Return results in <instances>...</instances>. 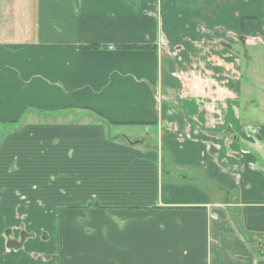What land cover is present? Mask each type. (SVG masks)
<instances>
[{"label":"crops","instance_id":"0c3cea01","mask_svg":"<svg viewBox=\"0 0 264 264\" xmlns=\"http://www.w3.org/2000/svg\"><path fill=\"white\" fill-rule=\"evenodd\" d=\"M255 2L0 0V264H264Z\"/></svg>","mask_w":264,"mask_h":264},{"label":"rangeland","instance_id":"374dc122","mask_svg":"<svg viewBox=\"0 0 264 264\" xmlns=\"http://www.w3.org/2000/svg\"><path fill=\"white\" fill-rule=\"evenodd\" d=\"M259 5H263L264 6V0H256L255 6L258 7ZM236 12L238 13V11H236ZM247 22H250V21H247ZM242 48H243L242 45H240V47H238L237 49L240 50ZM246 53H247V55H245V56L242 53L238 54L239 61L241 62L242 66L244 65L243 61H245V58H246V62L250 66V69H247L246 71L241 70L242 74H245V76L247 78H249V79L252 78L253 80H255L257 78H260L263 81V83H264V47L261 48V49L258 48L257 45L255 47H250V48L248 47L246 49ZM241 58L243 59V61L241 60ZM243 89H244V87L242 88V90ZM247 89H248V87H247ZM258 89H259V91H258ZM250 93H251V96H253V97H257L258 98V96H261L262 98H264V85L262 87H254L253 86V88L251 89ZM259 107H261V108L263 107L264 108V102L263 101L260 102ZM260 110L261 109H259V111ZM68 111H70V110H66V111H63V112H60V113L56 112V113L53 114L54 116H52V117L51 116H44L42 119L44 121L53 122V124H58V125L59 124L60 125L77 124V123H79V122L84 120L83 118H81L83 116V112H79L80 110H74V114H75L76 117H74V116L65 117V116H68V114H69ZM254 118H256V117H254ZM79 119H81V120H79ZM25 120H26V116H25V119L23 120V122L20 120V123L21 122L24 123ZM84 121L85 122H93V121H95V119H93V121L92 120H84ZM93 123H96V122H93ZM14 128L15 127L10 126V125L6 126L5 124L4 125L0 124V138H1V134H2L4 129H6V131L8 132V131H10L11 129H14ZM103 128H104V126H103ZM18 129H20V127L17 128V129H14V130L17 131ZM121 133L126 134V135L131 134L129 130H127V131L123 130ZM162 169L164 170L163 167H162ZM244 235L248 239L255 238L254 234H252L250 232H246L245 230H244ZM255 249H256V246H255Z\"/></svg>","mask_w":264,"mask_h":264},{"label":"trees","instance_id":"16d2710c","mask_svg":"<svg viewBox=\"0 0 264 264\" xmlns=\"http://www.w3.org/2000/svg\"><path fill=\"white\" fill-rule=\"evenodd\" d=\"M81 112H86V113H90V115H92L93 116V118H97V120H99L100 122H102V124L103 125H106L107 127H109L111 124H110V122H108L101 114H99V113H96V112H92V111H90V110H87L86 108L83 110V109H79ZM20 123V122H19ZM14 125H16V124H14ZM13 125V126H14ZM20 127V125L18 124V125H16L15 126V128L14 129H17V128H19ZM161 165H160V175H161V178H162V183H186L187 182V180L190 178V176L189 175H187V174H184L183 172H180V173H183V174H180L179 172H174L173 170H172V168H176V167H172L170 164H169V162H168V160H167V157H165L164 156V158H163V156H162V159H161V163H160ZM162 167L164 168V170L162 169ZM172 172V173H171ZM173 173H175V174H177V173H179L178 174V176H176V175H173ZM166 174L167 175H170L173 179H171L170 177H168V178H165V176H166ZM173 176H176V178L175 177H173ZM189 176V177H188ZM175 178V179H174ZM202 180H203V178H202ZM189 181V180H188ZM203 183H205L206 184V186H207V180L205 181V180H203L202 181ZM188 183V182H187ZM196 185H198L197 183H196ZM214 188V186H212V187H210L209 189H206V188H203L204 189V191H206V192H210V190L211 189H213ZM231 217H232V220L235 222V226H236V228H237V230L240 232V234H242V232H244V229H241V223H240V221L239 220H236V218L237 217H235L234 215H232L231 214Z\"/></svg>","mask_w":264,"mask_h":264}]
</instances>
